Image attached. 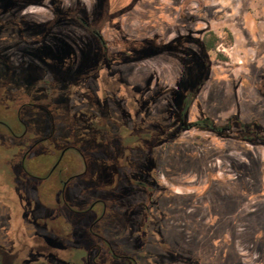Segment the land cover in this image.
Segmentation results:
<instances>
[{
	"label": "rangeland",
	"instance_id": "1",
	"mask_svg": "<svg viewBox=\"0 0 264 264\" xmlns=\"http://www.w3.org/2000/svg\"><path fill=\"white\" fill-rule=\"evenodd\" d=\"M3 1L4 6L7 7L2 15L3 19L10 20L13 16V19L17 18L20 23H24L26 26L24 29L27 31L30 30L31 23L38 25L50 20L57 21L59 26L65 21L60 11L78 8L85 20L98 21L100 34L107 43L112 41L110 27L114 23L121 25V34L143 39L146 36L152 37L153 32L162 33L160 19L163 18L166 23H174L175 28H179V34L175 33V37L187 36L195 40L196 43L186 48H189L190 53L199 56L202 52L197 44L198 40L204 32L211 31L219 39V43L216 50L207 53L211 63L209 80L198 93L196 105H205L206 97L211 92L221 105H237L239 102V105L243 106L242 115L246 119L250 117L251 106L264 102V99L258 98L255 94L256 75L252 73L253 70H257L258 74L264 77V0H199L203 5L202 8H196V3L188 5L184 10L185 18L183 14H178V9L181 10L183 3L188 0H149L155 7V12L141 9L140 3L133 5V0H18L19 10L13 15L10 11L13 0ZM138 2H147V0H138ZM130 5L133 6L132 9L129 8ZM172 6L175 7L172 8ZM173 9V15H175L173 19L170 18L172 15L162 12ZM104 11L107 12L106 15ZM177 16L180 19H177ZM113 17L116 18L113 19ZM11 28L12 34L16 35V26ZM62 31L60 28L53 27L51 33L60 39ZM64 32L68 34V37L71 34H73L71 36L80 34V31L76 29H66ZM20 40H18L19 45H15V49H12V46H4L3 53L10 60L13 57L17 62L18 60L22 62V59L27 58L28 62L13 73L0 70V245H5L0 247V264H84L83 258L89 242L82 232L83 226H79L77 222L84 219L90 220L92 212L75 214L68 211L61 204L58 184L55 185L56 187L50 184L54 183L58 176L53 175L47 178L45 175L53 166L54 160L65 150L66 145L79 143L88 168L85 174L72 178L69 184L70 188H75L77 185L81 187L80 199L77 202L79 206L74 205L68 195L65 196L66 202L72 205L74 210H85L95 198L93 192L98 193L107 204L119 202L121 198L119 191L114 192L108 189L111 181H117L116 175H113L109 168L110 163L115 164L116 161L113 159L112 162L109 161L110 152L102 149L104 135L99 131L78 134L74 128H79V125L75 124L78 112H90L88 105L90 101L99 98L105 103L113 101L120 88L115 90V95L112 93L111 99L107 91L106 78L94 79L89 76L84 78L77 75L78 68L87 71L92 66V61L89 60L90 55L87 54L99 53L97 43L90 46L86 44L83 46L85 50H82V47L77 46L80 42L66 43L54 39L28 49L29 46L25 47L22 39ZM164 53H170V51ZM176 54L177 51H175V71L180 72L181 77L175 76V89H172L170 84L169 88L164 87L163 91L159 90L160 92L156 95L148 92L143 96V101L145 99L148 101L152 97L159 105H172L174 101L176 105L180 100L181 91L191 85L194 80L192 72L188 75L180 71L183 70L182 64L177 63V58L181 56ZM63 63L69 69L61 71ZM142 63L131 64V67H134L132 80L135 83H140L150 69H155L151 61ZM199 64L200 62L196 61L195 67L191 68L197 70ZM122 69L125 70L126 67ZM161 69L170 68L167 64H162ZM62 73L64 74L61 75ZM64 75L66 80L63 82L65 77L62 80L61 77ZM170 80V78L167 79V81ZM232 82L237 83L236 90H233ZM45 87L49 89L46 90L48 94L43 100L42 93ZM222 89L225 91L222 92ZM124 95L121 90V93L116 96L120 98V102H123ZM66 98L71 105H66ZM131 103V101L126 102L129 106L133 104ZM43 104L50 111L56 126L55 132L52 137L32 147L38 139L49 134L48 126L42 133L37 124V118L43 112L37 105ZM135 110L138 108H134V112ZM112 111L118 118V111L115 109ZM29 115L33 117V120H29ZM138 115L143 116L140 113ZM195 117L197 118L198 115L195 114ZM20 121L27 124L28 133L22 139L16 140L10 136L8 128L20 134L23 130ZM106 135L108 138L110 134L107 132ZM237 145V143L231 144L225 141L219 142V140L212 141L211 150L218 151L228 165L227 173L230 183H224V186L223 183L216 185V189L209 197L213 209L219 213L225 212L220 202L221 198L227 197L238 201L237 215L240 218L238 219L235 215L233 219L229 217L225 221L228 233H231L232 229L235 231V252H228V264L234 261L236 253L242 258V264H253L258 259V254L251 251L253 246L251 234L255 229L264 228V220L246 219L242 213L252 211L255 202L251 204L250 201L254 199L250 196V201L242 205L241 201L246 198V194H240V189L238 190L236 186L242 184L250 191L261 190L260 185L264 186V149L256 150L244 146L245 149L250 150V157L240 153ZM28 148L31 150L27 155L25 166L36 178H21L12 168ZM195 149L200 153L199 157L189 159L185 156L188 150ZM206 150L210 151L208 148ZM169 151L161 155L160 162L163 167H167V172L172 177L171 188L182 194H190L192 190L187 189V186L197 181L198 176L204 175V158L207 151L203 146L189 141L174 145ZM213 163H220V158L213 159ZM60 167L68 169L67 176L83 171L82 162L72 149L64 153ZM196 167L199 174L192 172ZM65 174H61L62 178ZM163 176V174L160 175V180L165 183L167 179H163ZM22 179L29 185V191L19 188L17 182L23 181ZM230 185H234V188ZM77 190L78 188L74 189V191ZM196 193L198 194V191ZM25 206L29 208L28 213L24 211ZM206 209L208 207L202 210L200 219L196 222L186 218V221H175L173 226L171 223L175 231V245L183 241L182 237L190 242L193 241V234L208 231L206 226L209 224V219ZM194 213L195 210L190 208L186 216H192ZM116 218L122 224L121 220L125 217L108 211L101 224L107 226L110 220ZM260 218L264 219V215ZM197 225L201 227L198 228ZM40 230L44 231V236H40ZM116 231L123 232L124 227H118ZM66 242H76L77 245ZM188 250L180 249V255L191 256L192 252ZM201 255L208 258L209 256L218 257L208 251ZM175 264L185 263L175 262Z\"/></svg>",
	"mask_w": 264,
	"mask_h": 264
},
{
	"label": "flooded vegetation",
	"instance_id": "2",
	"mask_svg": "<svg viewBox=\"0 0 264 264\" xmlns=\"http://www.w3.org/2000/svg\"><path fill=\"white\" fill-rule=\"evenodd\" d=\"M136 3H140L141 9L145 11H156L149 0L147 2L132 1L133 5ZM192 3H196L198 9L203 6L199 0H188L183 3L181 10L178 9V14L184 15L185 8ZM132 7V5L129 6L130 9ZM174 7L172 6V8ZM6 8L4 1L0 0L1 71L13 73L28 62L27 58L22 59V62H19V60L17 62L13 57L10 60L3 53L4 46H12V49H15V45H19L18 40L20 39H22L25 47L29 46L28 49L31 46L36 47L54 39L66 43L80 42L77 46L78 48L82 47V50H85L83 46H86V44L90 46L97 43L99 53H86L90 55L89 60L92 61V66L87 71L76 68L77 75L84 78L88 76L94 79L106 78L107 91L111 99L112 93L115 95L117 88H120L117 94H120L121 90L125 94L123 102H120V98L116 96L117 94L114 96L113 101L107 103L100 98L90 101L88 103L90 112H78L75 124H78L79 128H74L78 134L99 131L104 135L102 149L110 152L109 161L112 162V159L116 161L115 164L110 163L109 168L110 172L116 175L117 181H111L108 189L114 192L119 191L121 196L119 202L107 204L95 192H93L94 200L85 210H74L72 205L66 202L65 196L68 195L71 197L73 204L79 206L77 202L80 199L79 191H81V187L79 188L77 185L75 188H70L69 184L72 178L85 174L88 168L79 143L66 145L65 150L54 160L53 166L45 175L47 178L53 175L58 176L56 181L50 184L54 186L58 184L61 204L68 211L75 214L92 212L90 220L84 219L77 222L79 226H83L82 232L89 242L83 258L84 264H175V262L185 264H228V252H235V231L232 229L231 233H228L225 221L229 217L233 219L235 215L238 219L240 218L237 215L239 203L234 199L224 197L220 199V202L224 206L225 212L219 213L212 207V201L209 197L211 192L216 189L218 184L222 185L223 183L224 186V183H230L228 182L230 178L227 173L228 165L225 159L218 151L211 150V143L213 140L225 141L231 144L237 143L238 151L250 157V150L245 149L244 146L256 150L264 149V102L251 106L249 109L250 117L246 119L242 115L243 106L239 105V102H237V105H221V102L215 100L211 92L206 97L205 105H196L198 93L209 80L211 63L207 53L211 51H206L202 42L203 38L211 31L204 32L201 39L198 40L197 44L202 52L198 56L190 53L189 48H186L188 45L196 43L195 40L187 36L175 37V33L179 34V28H175L174 23H166L163 18L160 19L162 33L155 34L153 32L151 33L152 37L146 36L143 39L121 34V25L114 23L110 27L112 41L107 43L100 34L98 21L85 20L78 8L60 11V15L65 18V21L60 23L59 26L56 23L57 21L53 20L44 21L38 25L31 23L28 31L24 29L26 27L24 23H20L17 18L13 19V16L10 20L3 19L2 15L6 12ZM18 8V0H13L10 10L12 15L18 13ZM157 12L160 13L161 11ZM162 12L172 15L170 17L172 19L175 18V15H173L174 9ZM106 13L104 11L105 15ZM115 18L113 17V19ZM177 19H180V17L177 16ZM192 19L195 20V18ZM12 26H16V35L12 34ZM53 27L63 30L60 33V39L51 33ZM66 29H76L80 31V34H74L75 36H71L73 35L71 34L68 37V34L64 32ZM165 51H170V53H164ZM175 51H177L176 56H181V58H177V63L182 64L181 68L183 70L180 71L188 75H191L192 72L194 80L191 85L181 91L180 100L176 105L175 101L172 105H159L152 97L148 101L147 99L143 101V96L148 92L156 95L157 92H162L164 87L169 88L170 84L172 89H175V76L177 78L181 77V73L175 71ZM217 56L222 58L220 55ZM144 61L153 62L155 69H150L143 76L140 83H135L132 80L134 67H131V64H143ZM196 61H199L200 64L198 69L194 70ZM63 62L66 64L65 61ZM64 63L61 65L63 66L60 69L61 71L69 69ZM162 64H167L170 69L162 70ZM124 66L126 67L125 70L122 69ZM156 69L160 70L157 71ZM252 73L256 75L254 81L255 94L258 98L264 99V77H261L257 70H253ZM64 77L65 75L61 77V80ZM169 78L171 80L167 81ZM65 80L66 77L63 82ZM236 82L231 83L233 90L238 87ZM47 89L49 88H43V100L48 94ZM223 91L225 90L222 89ZM172 92L174 93L173 90ZM66 99V105H71L68 98ZM127 101H131L133 104L131 103L132 105L129 106L126 104ZM214 101L217 102L214 103ZM37 106L43 110L41 116L37 118L40 131L43 133L45 127L48 126L49 134L38 139L32 144V147L52 137L56 128L47 107L44 104ZM112 106L114 107L112 108ZM136 107L138 110H135V113L134 108ZM113 109L118 111V118L113 113ZM139 113L143 116L138 115ZM195 114L198 115L197 118ZM29 120H33L31 115H29ZM20 123L23 128L20 134H16L8 128L10 136L16 140L22 139L28 133L27 124L24 121H20ZM107 132L110 134L108 138ZM185 141L203 146L205 151H207V148L210 150L207 151V155L205 154L203 177L198 176L197 181L187 186V189L192 190L187 195L171 188L173 186L172 177L167 172V167H163L160 162L161 155L164 152H170L169 150L174 145L177 146ZM31 148L26 149L24 155L12 167L21 178H36L25 166ZM69 149L74 150L81 160L83 171L67 176L68 169L61 168L60 164L64 153ZM92 150L94 149L92 148ZM185 154L189 159L200 155L197 149L188 150ZM218 157L220 163L212 164V160ZM198 171V167H196L192 172L199 174ZM62 173H66L64 178L61 176ZM161 174L164 175L163 179H167L165 183L160 180ZM37 179L39 178L37 177ZM201 180L202 183H200ZM17 183L19 188L29 191V185L24 180ZM230 187L234 188V185H230ZM260 187L261 190L255 192L246 189L242 184L236 186L238 190L240 189V194H246V198L241 201L242 205L250 201V196L254 199L250 201L251 204L255 202L252 211L242 213L246 216V219L264 220L260 218L264 215V186L261 184ZM77 188L78 190L74 191ZM206 207H208L206 212L209 219V224L206 226L208 231H205L207 234L197 232L193 234V241L190 242L182 237L183 241L175 245V231L171 227V223L173 226L175 221H186V218L196 222L200 219L201 212ZM190 208H193L195 213L192 216H186ZM24 211L28 213L29 208L25 206ZM108 211L116 212L117 216H124V220H121L123 223L121 224L116 218L110 220L107 226L102 225L101 222ZM118 227H124V231H116ZM197 227L200 228L201 226L197 225ZM169 228L171 229L169 230ZM23 233L26 234L25 231ZM39 234L40 236L45 235L42 230ZM251 240L253 242L251 251L258 254V259L253 264H264V228L253 230ZM66 243L77 245L76 242ZM4 246L3 244L0 245V247ZM184 248L189 249L188 251L192 252V255L182 257L180 249ZM207 251L210 254L218 255V257L212 258L209 256L208 258L201 255ZM231 264H242V258L238 257L236 253Z\"/></svg>",
	"mask_w": 264,
	"mask_h": 264
},
{
	"label": "trees",
	"instance_id": "3",
	"mask_svg": "<svg viewBox=\"0 0 264 264\" xmlns=\"http://www.w3.org/2000/svg\"><path fill=\"white\" fill-rule=\"evenodd\" d=\"M218 42L219 39L213 34V32H210L203 38L202 43L206 51H214Z\"/></svg>",
	"mask_w": 264,
	"mask_h": 264
}]
</instances>
